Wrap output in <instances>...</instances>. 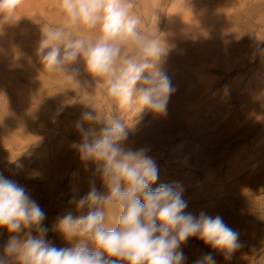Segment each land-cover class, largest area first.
Listing matches in <instances>:
<instances>
[{"label":"rangeland","instance_id":"rangeland-1","mask_svg":"<svg viewBox=\"0 0 264 264\" xmlns=\"http://www.w3.org/2000/svg\"><path fill=\"white\" fill-rule=\"evenodd\" d=\"M130 2L139 30L171 48L164 66L176 91L167 116L145 115L128 146L151 148L157 183L180 182L185 211L219 213L239 231L244 247L228 262L216 255L217 264H264V0ZM59 4L23 0L18 23L0 36V172L40 204L50 227L69 211L79 214L69 203L73 188L79 195L87 191V173L71 148L79 140L75 125L83 104L120 114L82 61L74 65L81 69L77 81L39 63L44 29L60 27L72 39L98 36V30L71 24ZM62 103L68 106L58 112ZM133 115L127 114L130 124ZM7 237L0 230V243ZM47 238L67 246L55 230ZM183 248L188 264L210 251L195 238Z\"/></svg>","mask_w":264,"mask_h":264},{"label":"clouds","instance_id":"clouds-1","mask_svg":"<svg viewBox=\"0 0 264 264\" xmlns=\"http://www.w3.org/2000/svg\"><path fill=\"white\" fill-rule=\"evenodd\" d=\"M22 3L0 0V36L5 26L18 23ZM59 7L71 24L98 30V36L72 39L60 27L44 29L36 48L39 63L77 81L81 69L74 65L82 61L89 76L103 81L120 114L83 104L75 125L79 140L71 144L87 173V191L79 195L73 188L69 200L77 215L69 211L50 227L40 204L0 172V230L8 233L0 243V264H188L183 246L192 238L210 251L191 264H217L216 255L231 261L244 247L239 231L219 213L185 211L183 185L157 183L160 169L151 148L128 146L134 125L145 115L167 116L176 91L164 66L171 48L139 30L130 0H60ZM133 113L130 124L126 117ZM10 164L22 168L16 161ZM51 230L67 246L48 239Z\"/></svg>","mask_w":264,"mask_h":264},{"label":"bare ground","instance_id":"bare-ground-1","mask_svg":"<svg viewBox=\"0 0 264 264\" xmlns=\"http://www.w3.org/2000/svg\"><path fill=\"white\" fill-rule=\"evenodd\" d=\"M185 114H186V113H185ZM176 125H177V124H176ZM176 125H175V126H176ZM177 126H178V125H177ZM177 126H176V127H177ZM176 127H175V128H176ZM247 242H248V241H247Z\"/></svg>","mask_w":264,"mask_h":264}]
</instances>
